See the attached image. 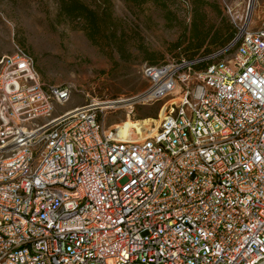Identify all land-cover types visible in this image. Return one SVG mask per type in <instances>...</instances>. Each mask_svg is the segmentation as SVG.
I'll use <instances>...</instances> for the list:
<instances>
[{"label":"built area","instance_id":"built-area-1","mask_svg":"<svg viewBox=\"0 0 264 264\" xmlns=\"http://www.w3.org/2000/svg\"><path fill=\"white\" fill-rule=\"evenodd\" d=\"M226 8V47L144 67L141 131L0 57V264H264V26Z\"/></svg>","mask_w":264,"mask_h":264},{"label":"rangeland","instance_id":"rangeland-1","mask_svg":"<svg viewBox=\"0 0 264 264\" xmlns=\"http://www.w3.org/2000/svg\"><path fill=\"white\" fill-rule=\"evenodd\" d=\"M83 1L96 5L95 0ZM209 1L216 2L231 22L226 4L240 16L249 14L253 26H264V0H256L252 7L250 0ZM111 5L117 23L107 30L106 42L96 44L79 20L59 16L58 0H0V57L21 47L33 55L44 83L69 86L72 98L60 110L99 101L108 107L107 126L118 125L122 133L134 128L140 131L144 125L151 127L161 103L135 105L132 110L127 98L148 86L143 75L146 65L193 54L189 50L190 3L178 0L177 4L169 3L168 9L151 2L138 6L124 0H111ZM207 20L215 29L222 25L211 8ZM118 36L122 50L115 46Z\"/></svg>","mask_w":264,"mask_h":264},{"label":"trees","instance_id":"trees-1","mask_svg":"<svg viewBox=\"0 0 264 264\" xmlns=\"http://www.w3.org/2000/svg\"><path fill=\"white\" fill-rule=\"evenodd\" d=\"M58 1L59 16H64L71 20H79L82 23V29L85 31L87 37L96 44H102V42L104 43V41L108 38L106 36L107 30L113 27V23H117L115 22V18L113 16L111 0H95V6L87 4L83 0ZM124 1L138 6L151 2L157 6H161L163 9H168L169 3H178V0ZM183 1H189L190 3L189 13L191 14V46L189 50L194 51L193 54L187 55L184 58L193 59L209 55L226 47L234 39L237 33L236 28L216 2L209 0ZM208 8H211L217 14L220 18V23H222V25L216 29L214 28V25L208 24ZM112 34L113 36H116L114 32H112ZM119 40L120 37L118 36L115 41V46L122 50V43ZM203 47H205V49L201 51L200 49Z\"/></svg>","mask_w":264,"mask_h":264},{"label":"bare ground","instance_id":"bare-ground-1","mask_svg":"<svg viewBox=\"0 0 264 264\" xmlns=\"http://www.w3.org/2000/svg\"><path fill=\"white\" fill-rule=\"evenodd\" d=\"M253 3H256V0H251V4H250L251 7H252V4H253ZM248 15H249V14H248ZM125 102H126V101H125ZM125 102H122V103L125 105ZM114 103H117V102H114ZM129 107H130V108H133L131 104H129ZM104 108L106 109V108H108V107H105V106H104ZM141 130H142V129H140V131H141Z\"/></svg>","mask_w":264,"mask_h":264}]
</instances>
